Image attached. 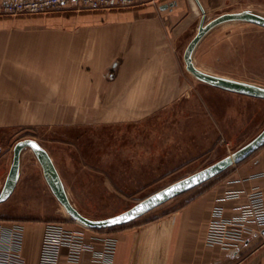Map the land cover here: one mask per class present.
I'll return each instance as SVG.
<instances>
[{
  "label": "crops",
  "instance_id": "1",
  "mask_svg": "<svg viewBox=\"0 0 264 264\" xmlns=\"http://www.w3.org/2000/svg\"><path fill=\"white\" fill-rule=\"evenodd\" d=\"M252 9L263 12L264 0H160L134 9L0 17V130L150 117L187 90L184 39L195 36L203 19ZM208 182L192 201L166 215L85 230L90 249L76 264H98L105 236L115 240L111 264H264V226L247 224L242 241L228 248L207 243L215 209L233 219L246 203L244 196L229 194L257 188L264 202V146ZM14 223L0 222V244ZM20 225L19 259L39 264L45 224ZM65 253L60 264H69Z\"/></svg>",
  "mask_w": 264,
  "mask_h": 264
},
{
  "label": "rangeland",
  "instance_id": "2",
  "mask_svg": "<svg viewBox=\"0 0 264 264\" xmlns=\"http://www.w3.org/2000/svg\"><path fill=\"white\" fill-rule=\"evenodd\" d=\"M192 38L184 39L182 51ZM193 59L207 73L264 86V27L240 21L221 24L202 39ZM184 73L183 96L150 117L115 124L35 122L0 130V190L14 145L34 139L49 153L76 209L103 219L232 154L264 129L263 99L225 91ZM206 183L141 218L180 206ZM0 218L78 226L53 196L30 149L22 153L19 182L0 204Z\"/></svg>",
  "mask_w": 264,
  "mask_h": 264
},
{
  "label": "water",
  "instance_id": "3",
  "mask_svg": "<svg viewBox=\"0 0 264 264\" xmlns=\"http://www.w3.org/2000/svg\"><path fill=\"white\" fill-rule=\"evenodd\" d=\"M233 21L248 22L264 27V15L251 10L224 13L207 23H205L203 19L197 33L185 48L183 54L185 68L200 82L225 91L264 99V86L206 73L199 70L195 65L193 55L202 39L215 27ZM263 146L264 129L256 137L234 151L232 154L166 186L141 200L128 210L103 219H92L84 216L70 201L65 185L46 149L34 139H23L18 141L13 147L11 166L0 191V204L7 201L14 192L20 175L21 155L24 150L30 149L41 166L43 177L50 191L65 212L70 216L71 220L93 230L115 228L133 222L173 198L208 182L231 166L243 162Z\"/></svg>",
  "mask_w": 264,
  "mask_h": 264
},
{
  "label": "built area",
  "instance_id": "4",
  "mask_svg": "<svg viewBox=\"0 0 264 264\" xmlns=\"http://www.w3.org/2000/svg\"><path fill=\"white\" fill-rule=\"evenodd\" d=\"M160 0H5L0 4V16H45L60 11L88 10L109 11L134 9ZM244 196L246 203L241 207V214L237 218L223 219L222 209L216 208L214 220L210 223L207 232V243L225 248L242 241L247 224L254 223L264 226L263 193L253 189L247 193L235 192L228 198ZM21 223H14L6 233V244H0V264H22L18 256L22 242ZM78 226L70 227L64 223H45V234L42 241L39 264H60L62 253L65 250L67 263L76 264L82 254L90 248L85 243L84 231L89 228L76 223ZM93 230V229H92ZM102 253L98 264L109 263L110 256L115 249V240L110 236L101 237Z\"/></svg>",
  "mask_w": 264,
  "mask_h": 264
},
{
  "label": "trees",
  "instance_id": "5",
  "mask_svg": "<svg viewBox=\"0 0 264 264\" xmlns=\"http://www.w3.org/2000/svg\"><path fill=\"white\" fill-rule=\"evenodd\" d=\"M241 163H242V162H241ZM241 163H239V164H241ZM225 173H226V172H225ZM225 173H222L217 179H219L220 177H222ZM207 186H208V184H207L205 187H203L198 193H196L194 196H192L190 199H188L186 202H184V203L181 204L180 206H178V207H176V208H174V209H172V210H170V211H168V212H166V213H163L162 215H166V214H168V213H170V212H173V211H175L176 209H178V208H180V207H182V206L188 204L190 201H192V200L194 199L195 196L199 195V193H202V192L207 188ZM0 221L17 222V223H27V222L30 223V222H31V221L9 220V219H1V218H0ZM111 229H113V228H111ZM96 231H100V230H96Z\"/></svg>",
  "mask_w": 264,
  "mask_h": 264
},
{
  "label": "bare ground",
  "instance_id": "6",
  "mask_svg": "<svg viewBox=\"0 0 264 264\" xmlns=\"http://www.w3.org/2000/svg\"><path fill=\"white\" fill-rule=\"evenodd\" d=\"M237 22V21H236ZM239 22V21H238ZM196 65V64H195ZM196 67L199 69V70H201V71H203V69H201L199 66H197L196 65ZM203 72H205V71H203ZM207 73V72H206ZM65 211V210H64Z\"/></svg>",
  "mask_w": 264,
  "mask_h": 264
}]
</instances>
